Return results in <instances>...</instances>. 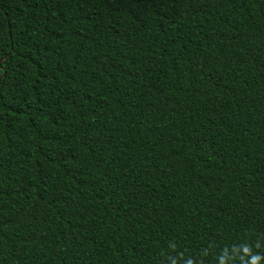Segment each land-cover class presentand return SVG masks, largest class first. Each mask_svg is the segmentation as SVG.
I'll list each match as a JSON object with an SVG mask.
<instances>
[{
    "label": "trees",
    "instance_id": "trees-1",
    "mask_svg": "<svg viewBox=\"0 0 264 264\" xmlns=\"http://www.w3.org/2000/svg\"><path fill=\"white\" fill-rule=\"evenodd\" d=\"M244 245L264 256V0H0V264Z\"/></svg>",
    "mask_w": 264,
    "mask_h": 264
},
{
    "label": "clouds",
    "instance_id": "clouds-1",
    "mask_svg": "<svg viewBox=\"0 0 264 264\" xmlns=\"http://www.w3.org/2000/svg\"><path fill=\"white\" fill-rule=\"evenodd\" d=\"M257 247H259V244H257ZM237 256L240 257L241 264H260L261 260H264V256L253 254L252 249L244 245L240 250H224L219 257V262L220 264H232ZM189 264H192V262H189Z\"/></svg>",
    "mask_w": 264,
    "mask_h": 264
}]
</instances>
